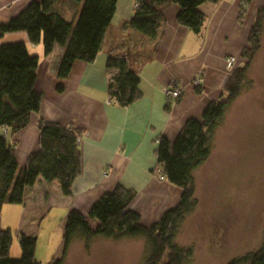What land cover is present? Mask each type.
I'll list each match as a JSON object with an SVG mask.
<instances>
[{"label": "crops", "instance_id": "obj_1", "mask_svg": "<svg viewBox=\"0 0 264 264\" xmlns=\"http://www.w3.org/2000/svg\"><path fill=\"white\" fill-rule=\"evenodd\" d=\"M241 3L221 0L199 6L206 19L199 34L177 22L179 7L170 4L163 12L159 37L153 41L125 27L133 15L134 0H121V11L118 1L95 60L75 61L63 81V91L57 92L54 72L66 40L46 15L58 8L70 17L68 1L0 0V45L25 44L37 63L35 89L43 95L41 112L31 114L21 131L6 134L9 144L17 146L16 159L19 157L22 164L28 153L38 150L39 119L80 131L81 172L72 184L71 195H63L57 181L39 178L24 191V202L17 207L20 213L15 232L32 236L23 225L31 211L40 212L38 220H31L33 226L56 213L64 217L73 209L85 215L101 195L116 186L135 192L129 209L139 214L144 225L158 221L177 205L181 190L159 180L154 172L157 142L160 137L173 141L187 120L200 121L206 106L220 98L230 74L225 58L234 56L239 62L264 0H252L240 15ZM138 42L151 45V49L148 59L136 64L128 54ZM108 57L126 58L139 76L140 97L128 106H118L109 97ZM196 77L200 79V94L192 84ZM168 86L180 89L178 101L164 95L163 89ZM5 131L0 129V134ZM12 206L3 205L0 221L5 208L7 211ZM3 228L0 223V231Z\"/></svg>", "mask_w": 264, "mask_h": 264}, {"label": "trees", "instance_id": "obj_2", "mask_svg": "<svg viewBox=\"0 0 264 264\" xmlns=\"http://www.w3.org/2000/svg\"><path fill=\"white\" fill-rule=\"evenodd\" d=\"M67 1L72 11L70 17H66L58 8L50 9L46 15L66 40L54 72L57 92L63 91V81L69 76L75 61L92 63L95 60L118 2ZM220 1L134 0L133 15L125 27L155 41L164 22L165 8L176 4L179 7L177 22L194 34H199L206 20L199 6ZM251 1L241 0L240 15ZM263 27L264 5L257 10L248 46L241 52L240 59L244 61L241 64L235 60L220 98L206 106L200 121L187 120L173 141L160 137L157 142V167L154 172L181 190L177 205L146 227L140 223L139 214L129 209L135 192L116 186L101 195L85 215L74 209L69 211L61 255L52 258L48 264H64L76 239L88 243L95 237L143 239L148 249L143 264H191L192 250L180 246L175 239L185 218L197 206L193 173L209 158L214 131L227 109L251 83L248 70L260 49ZM105 68L109 73V97L118 106H128L140 97L139 76L130 69L126 58L108 57ZM36 78L37 63L30 57L23 42L0 45V129L6 130L0 134V212L5 204L22 205L25 189L32 187L39 178L48 182L57 181L61 193L70 196L72 184L81 172L80 131L43 119H39L37 124L38 150L28 155L23 166L17 163L15 147L9 144L6 134L8 131L10 134L21 131L28 125L31 114L41 112L43 95L35 89ZM201 91L200 85L195 86L196 93L200 94ZM91 222L96 223L95 226ZM13 240L18 242V258L10 255ZM36 240L34 236L13 233L9 229L1 230L0 264H40L34 258ZM226 264H264V237L258 249L247 251Z\"/></svg>", "mask_w": 264, "mask_h": 264}, {"label": "rangeland", "instance_id": "obj_3", "mask_svg": "<svg viewBox=\"0 0 264 264\" xmlns=\"http://www.w3.org/2000/svg\"><path fill=\"white\" fill-rule=\"evenodd\" d=\"M118 1L121 11V0ZM150 47L144 42L134 43L128 56L139 64L148 56ZM229 57L234 56L225 58L227 69ZM248 78L249 87L227 109L214 131L209 158L193 173L197 206L185 218L175 239L180 246L192 250L191 264H226L258 249L264 237V27ZM29 154L22 164L19 157L16 159L19 166L26 163ZM17 207L5 208L0 221L3 230L16 231L20 213ZM39 213L31 211L27 215L24 231L29 229V235L37 239L35 260L48 264L61 255L68 213L64 217L56 213L33 226L31 220H38ZM147 253L141 238L95 237L88 243L76 239L64 264H143ZM10 255L20 256L18 242L12 244Z\"/></svg>", "mask_w": 264, "mask_h": 264}, {"label": "built area", "instance_id": "obj_4", "mask_svg": "<svg viewBox=\"0 0 264 264\" xmlns=\"http://www.w3.org/2000/svg\"><path fill=\"white\" fill-rule=\"evenodd\" d=\"M234 64H235L234 57H229L227 59L228 69L231 70L232 67L234 66ZM199 84H200V79H199V77H197V79L194 80L193 85L198 86ZM163 93L170 100H177L181 96L180 89L172 87V86L165 87L163 89ZM158 178H159V180H164L161 175H158Z\"/></svg>", "mask_w": 264, "mask_h": 264}]
</instances>
